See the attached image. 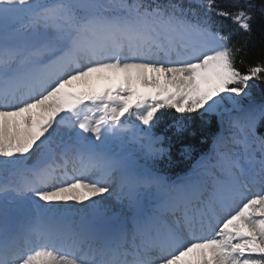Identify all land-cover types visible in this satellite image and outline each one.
Instances as JSON below:
<instances>
[{
    "label": "snow or ice",
    "instance_id": "snow-or-ice-1",
    "mask_svg": "<svg viewBox=\"0 0 264 264\" xmlns=\"http://www.w3.org/2000/svg\"><path fill=\"white\" fill-rule=\"evenodd\" d=\"M258 82L264 0H0V264H264Z\"/></svg>",
    "mask_w": 264,
    "mask_h": 264
},
{
    "label": "trees",
    "instance_id": "trees-1",
    "mask_svg": "<svg viewBox=\"0 0 264 264\" xmlns=\"http://www.w3.org/2000/svg\"><path fill=\"white\" fill-rule=\"evenodd\" d=\"M259 51H260L259 48H257L254 54L259 55ZM256 88L258 92L256 91L255 95L257 96V98H259L262 89H264V85H261L258 82ZM201 131L202 129L200 128V125L196 124L193 126L192 131L190 132L188 136V141L192 144L193 150H194L191 156L179 157L178 155H176V156H173L171 160H169L163 165L166 173L169 176L175 175L177 173H184L187 169L191 167L192 163L195 161L196 153H199L202 149V143L200 139ZM192 133H195V134H192Z\"/></svg>",
    "mask_w": 264,
    "mask_h": 264
},
{
    "label": "bare ground",
    "instance_id": "bare-ground-1",
    "mask_svg": "<svg viewBox=\"0 0 264 264\" xmlns=\"http://www.w3.org/2000/svg\"><path fill=\"white\" fill-rule=\"evenodd\" d=\"M107 206L112 207V208H116L119 210L118 205L115 202H107Z\"/></svg>",
    "mask_w": 264,
    "mask_h": 264
},
{
    "label": "rangeland",
    "instance_id": "rangeland-1",
    "mask_svg": "<svg viewBox=\"0 0 264 264\" xmlns=\"http://www.w3.org/2000/svg\"><path fill=\"white\" fill-rule=\"evenodd\" d=\"M256 91L258 92V90H257V88L255 89V93H256ZM79 206V205H78ZM109 209H114V208H112V207H109V206H107Z\"/></svg>",
    "mask_w": 264,
    "mask_h": 264
}]
</instances>
